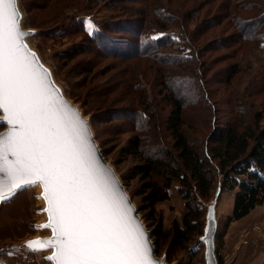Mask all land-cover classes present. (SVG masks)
<instances>
[{
  "label": "rangeland",
  "instance_id": "rangeland-1",
  "mask_svg": "<svg viewBox=\"0 0 264 264\" xmlns=\"http://www.w3.org/2000/svg\"><path fill=\"white\" fill-rule=\"evenodd\" d=\"M142 1L16 0V6L20 27L29 32L24 45L48 73L62 96L87 120L96 145L123 185L142 224L150 233V240L156 250L151 236L153 223L146 221L147 214L143 212L140 198L136 196L138 180H124L130 169L142 160L125 151L137 133L131 119L136 109H143L142 104L149 108L152 120L146 130L139 134L143 135L141 149L146 154L154 155L157 150L170 147L171 138L163 131L170 105L163 99L158 77L150 69L152 62L136 57L127 60L110 57L108 49L111 44H107L106 38L101 40L103 48L90 38H98L95 34L99 30L108 31L111 28L108 33L118 40L123 38L125 42L122 44L117 41L119 44L113 45L116 47L114 50L121 49L124 52L122 55L133 53L131 41L143 43L161 37L172 39L171 43L178 49L166 48L161 51L162 54L174 59H187L193 52L190 61L170 65L168 70L180 76L173 85L179 86L175 90L190 104L184 114L189 127L185 133L197 147L200 143L205 145L213 123L216 127L236 120L239 113L242 124H251L259 119L260 126L264 127V48L254 42L241 44L233 39L238 31L233 28L230 17L224 18V0H158L162 16L171 21L166 24L167 30L162 31L152 23L138 38H133L130 29L132 32L136 30V18L141 19L137 14L144 9ZM255 1L264 6V0ZM242 4L245 6L243 8L239 4L243 8L240 12L242 20L251 19L252 15L263 10L255 6L252 0H243ZM126 9L134 12L129 10L125 13ZM186 15L191 18L186 19ZM121 18L131 26L128 25L126 32H112L115 28L112 25L120 23ZM89 24L93 26L92 29H89ZM198 29H202L201 33L192 36ZM184 37H188L189 42ZM260 43H264V40ZM128 66L141 77L138 85L145 94L143 101L139 100L141 104L137 103L138 93L134 89L126 93L123 84L118 83L122 78L120 71ZM168 78L172 79L173 76ZM100 85L105 88L112 86V90L105 93L106 96L98 97ZM197 86L201 98L193 92ZM93 87L97 88L94 94L91 91V96L88 90ZM5 128L0 123V133ZM220 181V177L216 176L211 197L205 203L201 237L193 239L188 251L175 253L170 261L167 256L172 254L167 255L163 248H160L161 252L156 250L159 259H163L166 264H207L204 237L212 223L215 227L213 254L216 264H264V204L256 207L245 218L228 222L236 190L223 191L217 198L214 197L220 188ZM170 189L171 197L155 208L166 230L174 220L180 221L184 212L178 184L173 183L168 191ZM43 196L38 185H28L0 199V257L9 254L13 244L21 245L28 238L40 241L52 236L50 228L41 227L48 223ZM197 241L201 242L198 244ZM29 251L20 250L12 264ZM53 251V248L38 251L43 256L44 264H54L47 259Z\"/></svg>",
  "mask_w": 264,
  "mask_h": 264
},
{
  "label": "snow or ice",
  "instance_id": "snow-or-ice-1",
  "mask_svg": "<svg viewBox=\"0 0 264 264\" xmlns=\"http://www.w3.org/2000/svg\"><path fill=\"white\" fill-rule=\"evenodd\" d=\"M89 24V29H92ZM16 0H0V199L42 186L55 264H154L129 209L97 172L86 126L59 99L23 44Z\"/></svg>",
  "mask_w": 264,
  "mask_h": 264
},
{
  "label": "trees",
  "instance_id": "trees-1",
  "mask_svg": "<svg viewBox=\"0 0 264 264\" xmlns=\"http://www.w3.org/2000/svg\"><path fill=\"white\" fill-rule=\"evenodd\" d=\"M239 1L224 0L225 5L222 6L226 12L224 18L229 19L230 17L234 23L233 28L235 27L238 31V35H234L233 39L241 44L254 42L264 48V43H260L264 40V6H260L258 1L252 0L255 6L263 8V10L252 15L251 19L242 20L240 12L245 7L243 6L245 2L242 4L243 0ZM142 2L144 9L140 13H136L141 16V19L136 18V30L132 32L130 29V35L133 38H138L152 23L156 24L160 30L166 31V24L169 23L170 19L164 17V15L162 16L158 0H143ZM239 4L243 8L239 7ZM120 10H122V7ZM129 10L131 9H126L125 13H128ZM185 18L190 19L191 17L186 15ZM177 20L180 21V18L178 17ZM172 21L174 22V20ZM128 25L131 26L130 23L121 18L120 23L117 22L112 25L115 28L111 31H115V33L126 32ZM202 29H198L192 36L196 33L200 34ZM108 31L99 30L95 34L99 37L90 39L95 40L103 48L104 43L101 40L106 38L107 44H111V48L108 49L110 57H119L123 60L136 57V59L152 62L150 69H152L154 76L158 77L157 82L163 90V99L170 105V112L164 121L163 131L167 134V137L171 138V144L167 149L157 150V154L154 155L146 154L141 149L143 135L140 136L146 130L149 121L152 120L151 112L143 104V109L135 110L134 118L131 120L137 133L129 141L128 149L125 152L128 155L139 156L142 162L134 165L124 179L128 182L134 179L138 180L136 196L140 198V206L143 208V212L147 214L146 221L153 223L151 236L154 245L157 246L156 250L158 252H161L163 248L167 255L172 254L167 256L170 261L175 253L188 251L193 239L201 237L204 227L205 203L211 197L216 176L221 179L220 192L236 190L228 222L238 221L246 217L256 207L264 204V127L260 126L259 119L254 120L251 124H242V116L238 112L236 120H229L216 127L213 123V129L207 137L205 145L200 143V146L197 147L188 139L185 133L189 127L185 123L184 114L186 107L190 104H188V100L184 99V96H180L175 90V87L179 88V86L173 85V82L180 79V76L175 71L168 70L170 65L190 61L194 55L193 52L187 59H183V57L182 59H174L171 56L162 54L161 51H165L166 48L178 49L171 43L172 39L161 37L151 38L143 43L131 41L133 53L122 55L121 53L124 52L121 49L114 50L113 48L116 47H113V45L117 41L125 44L123 38L118 40L116 36L110 35ZM184 34L187 33L184 32ZM184 38L186 42H189L188 37ZM153 64L156 66L154 67ZM120 72L122 78L118 83L123 84V90L126 93L134 89L138 93L136 94L137 103L141 104L139 100L145 97L138 85L141 77L129 66L123 68ZM170 75L173 76L172 79L168 78ZM96 88L93 87L88 92L91 94V91H93L92 94H94ZM98 88H100L97 91L98 97H104L107 95L105 93L112 90V86L105 88L100 85ZM180 90L182 89L180 88ZM193 92L201 98L198 86ZM94 97L96 98V96ZM132 131H135V129ZM173 183L178 184V193L184 201V212L180 221L174 220L171 227L166 230L162 227L160 216L155 208L157 204L169 199L168 189ZM200 242L197 241L198 244Z\"/></svg>",
  "mask_w": 264,
  "mask_h": 264
},
{
  "label": "water",
  "instance_id": "water-1",
  "mask_svg": "<svg viewBox=\"0 0 264 264\" xmlns=\"http://www.w3.org/2000/svg\"><path fill=\"white\" fill-rule=\"evenodd\" d=\"M16 9H17V6H16ZM20 31H21V33H23V41L22 42L24 44V39L28 37L29 32L22 30L21 27H20ZM34 66H38L39 69L43 70L42 73H41L42 75H43V73H47L39 65V63L37 62L35 57H34ZM47 82L51 85V87L53 89L57 90V88L51 82V79H50L48 73H47ZM56 94L58 95L59 99L64 103V105L67 106V108L69 109L70 114L72 112H74L76 114V116L79 118V121L82 122L86 126V128L84 130L85 131V138H86L90 148L92 149L93 160H94L95 167L97 169L98 175L103 181H105L109 185V187L111 188V190H112L113 194L115 195V197L117 199H122L125 202V206L129 209V216L132 219L134 225L137 226L143 232L145 242L147 243V245H148V247L150 249L151 259L153 260L154 264H166L163 259H159L156 256V250L154 249L153 244H152V242L150 240V233L146 230L145 226L142 224V222L140 220V217L138 216L137 210L134 208V206H133L128 194L126 193V191H125V189L123 187V185L120 183V180L118 179V177L116 176V174L114 173L112 168L107 164V162L105 161V159H104L102 153L100 152L98 146L96 145L95 140H94V138L92 136V133L90 131V128L88 126L87 120L82 117V115L78 112V110L74 106H72L62 96V94L58 90H57ZM0 113H1L0 120H3L2 111H0ZM3 124L6 126V128H5L4 131H2L0 133V135H4L9 130L7 124L6 123H3ZM42 191H43V195H44L43 188H42ZM9 195H11V193H7L6 194V196H9ZM46 206H47V203H46ZM211 224L212 223L209 224V227L207 228V231H206V234H205V237H204V241H205V259H206L207 264H216V260L214 258V254H213L214 253V251H213V240H214V234H215V227H214L213 224L212 225ZM53 239L54 238H53V233H52L51 237L42 239L40 241H48V240H53ZM54 251H55V249H54ZM54 251H53V254H54ZM53 263L55 264L54 261H53Z\"/></svg>",
  "mask_w": 264,
  "mask_h": 264
},
{
  "label": "crops",
  "instance_id": "crops-1",
  "mask_svg": "<svg viewBox=\"0 0 264 264\" xmlns=\"http://www.w3.org/2000/svg\"><path fill=\"white\" fill-rule=\"evenodd\" d=\"M220 193V190L218 189L217 192L214 194V197L216 196V198L218 197ZM168 194L169 196L171 197V189L168 191ZM215 198V199H216ZM217 200V199H216ZM245 218V217H244ZM243 219V218H242ZM241 220V219H240ZM34 241V239H27L26 241L22 242L21 245H18V244H13L11 245V251L9 254L7 255H4V256H1L0 257V264H12L13 262V259L15 258V255L20 252V250H31L29 249L28 247H26V245L29 243V242H32ZM18 255V254H17Z\"/></svg>",
  "mask_w": 264,
  "mask_h": 264
},
{
  "label": "built area",
  "instance_id": "built-area-1",
  "mask_svg": "<svg viewBox=\"0 0 264 264\" xmlns=\"http://www.w3.org/2000/svg\"><path fill=\"white\" fill-rule=\"evenodd\" d=\"M14 264H44L43 256L38 251L30 250L22 259H18Z\"/></svg>",
  "mask_w": 264,
  "mask_h": 264
},
{
  "label": "bare ground",
  "instance_id": "bare-ground-1",
  "mask_svg": "<svg viewBox=\"0 0 264 264\" xmlns=\"http://www.w3.org/2000/svg\"><path fill=\"white\" fill-rule=\"evenodd\" d=\"M37 185L39 187V190H41L42 189V186H40L39 184H37ZM41 203H42V205H44L43 200H41Z\"/></svg>",
  "mask_w": 264,
  "mask_h": 264
}]
</instances>
